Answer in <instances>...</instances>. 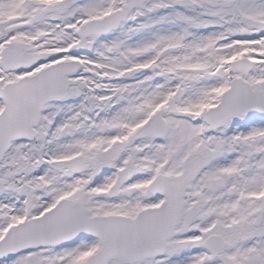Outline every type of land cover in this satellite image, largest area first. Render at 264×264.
Returning a JSON list of instances; mask_svg holds the SVG:
<instances>
[{"label":"snow or ice","instance_id":"obj_1","mask_svg":"<svg viewBox=\"0 0 264 264\" xmlns=\"http://www.w3.org/2000/svg\"><path fill=\"white\" fill-rule=\"evenodd\" d=\"M0 264H264V0H0Z\"/></svg>","mask_w":264,"mask_h":264}]
</instances>
